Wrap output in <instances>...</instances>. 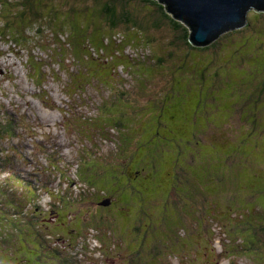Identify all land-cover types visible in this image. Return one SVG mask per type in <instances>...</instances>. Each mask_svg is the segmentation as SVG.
Instances as JSON below:
<instances>
[{"label":"rangeland","instance_id":"rangeland-1","mask_svg":"<svg viewBox=\"0 0 264 264\" xmlns=\"http://www.w3.org/2000/svg\"><path fill=\"white\" fill-rule=\"evenodd\" d=\"M4 2L20 26L23 0ZM41 3L7 31L28 43L0 38V121L19 118L0 135V219L44 220L50 251L19 234L0 264H264V12L197 51L147 3L115 28L92 0Z\"/></svg>","mask_w":264,"mask_h":264},{"label":"trees","instance_id":"trees-1","mask_svg":"<svg viewBox=\"0 0 264 264\" xmlns=\"http://www.w3.org/2000/svg\"><path fill=\"white\" fill-rule=\"evenodd\" d=\"M5 0H0V15L2 17H5L7 19V6L10 5L8 2L5 3ZM38 1V4H37ZM42 0H23V2H21L22 4V9L21 11H19L18 13L14 14L13 17L16 18L15 21L17 24H19L20 26H17L14 21H8L5 22L4 25H2V27H0V38L4 39L7 38L8 42L11 44L16 45L14 42H19L20 40L24 41V37L23 38H17V37H6L7 35V31H11L14 32L15 34L17 33H23L22 31H18V29H22L25 30L24 26H27L30 22H34L37 23L40 21V19L43 17L41 15V8H40V4L42 6L41 3ZM93 3H95L97 5L98 8L93 9V12L98 13L99 17L98 19H101L103 22L107 23L109 26H111L112 28H115L117 26V24L119 23H126V24H131L132 19L129 18L128 16V12L125 10L126 6H128L129 2H139V3H147L148 5L152 6L153 8H156L159 11V15L161 17L162 20H166L168 21L173 28H175L176 31H181L184 33L185 35V44L191 49V50H197V51H205L208 50L212 47H215L219 41L220 38L222 36L225 37H232L233 35L236 34H241L242 29H237L234 31H229L227 33H224L221 37H219L218 39H216V41H214L212 44L208 45L207 47L204 48H197V47H193L192 45L189 44L188 41V35H189V29L182 24L183 27H181V23L178 22L177 20H175L170 14L166 13L164 6L162 4H159L157 1L155 0H92ZM78 5V4H77ZM75 5L73 8H82V9H86L88 10V7L86 5ZM5 8V10H4ZM254 11V10H252ZM95 14V13H94ZM53 16V15H50ZM19 17H22V21L20 18V23H19ZM25 18V19H24ZM31 20V21H30ZM138 34H141V31L137 32ZM183 39V38H181ZM18 40V41H17ZM5 41V40H4ZM25 41L28 43V39H25ZM129 41V40H127ZM223 43V42H222ZM221 43V46H222ZM61 49V48H60ZM11 51H13L12 49H9ZM33 59V58H31ZM33 62V61H32ZM41 74V71L39 70V76ZM40 78V77H39ZM40 81V80H39ZM263 84V83H260ZM254 90H258L260 89V92H262V86H259L256 88H253ZM253 91V90H252ZM252 96V93L249 94V98ZM19 121V118H18ZM14 122L12 121H0V135L2 136L3 134L6 135V133H8V135L11 136V138L15 137V131L18 128V123L19 122ZM11 122V123H9ZM172 131H175L172 129ZM47 154V162H51L54 164H51V168L52 170L58 174V176H61V168L58 166V163L54 162L51 159V156ZM77 168L80 169V165L77 166ZM66 181L70 182V180L64 178ZM35 184L38 182V178L35 177L32 179ZM158 181L160 182V180L158 179ZM22 183V182H21ZM23 184V183H22ZM35 188L32 187V183L29 181L28 183H25L24 185V190H25V202H26V207L27 206H32L33 205V201L34 199L36 200V195H35ZM106 193V195H102L101 197H108L111 196L112 194H108L106 191H104ZM26 194H30L27 196ZM108 194V195H107ZM107 198V199H108ZM5 200V199H4ZM2 205H4L2 203ZM11 205V202H10ZM124 207V205H122ZM16 207H10L11 211H5V218H9V214L13 213L14 216H12L13 219H0V240L2 241L0 244V246L4 245L5 243H8L9 241H11L13 238H16L19 234L26 236L29 238V236L33 237V241L35 242V245L38 247V249H43L45 251H50V249H47V243L46 241L44 242V229L47 228V223L42 222V220L39 219H23L24 217H26L27 214H25V216L23 217V212H13L14 210H16ZM65 215V214H64ZM125 215V214H124ZM123 215V216H124ZM3 221V222H2ZM42 223V224H39ZM80 224V223H79ZM7 229H9V233L7 232ZM27 229V230H26ZM61 230V228H57L58 230ZM67 229V228H66ZM65 230H61V232H64ZM30 234V235H29ZM62 234V233H61ZM65 237V235H62ZM70 244V243H69ZM71 245V244H70ZM160 254L161 253H154L153 257L150 259L151 261H157L158 259L155 258V256H159L160 258ZM163 255V254H162ZM164 256V255H163ZM58 258L57 254L54 255L53 259L54 261ZM3 262V261H2Z\"/></svg>","mask_w":264,"mask_h":264},{"label":"water","instance_id":"water-1","mask_svg":"<svg viewBox=\"0 0 264 264\" xmlns=\"http://www.w3.org/2000/svg\"><path fill=\"white\" fill-rule=\"evenodd\" d=\"M189 29L188 41L204 48L224 33L245 27L247 13L264 12V0H155Z\"/></svg>","mask_w":264,"mask_h":264},{"label":"flooded vegetation","instance_id":"flooded-vegetation-1","mask_svg":"<svg viewBox=\"0 0 264 264\" xmlns=\"http://www.w3.org/2000/svg\"><path fill=\"white\" fill-rule=\"evenodd\" d=\"M118 210H119V212L123 211L124 210L123 206L122 205H119L118 206ZM114 219H116V218L114 217Z\"/></svg>","mask_w":264,"mask_h":264}]
</instances>
